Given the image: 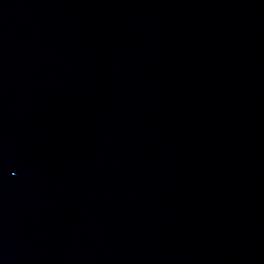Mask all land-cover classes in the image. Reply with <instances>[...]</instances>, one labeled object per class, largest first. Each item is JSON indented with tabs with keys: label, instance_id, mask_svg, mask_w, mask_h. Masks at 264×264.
I'll return each mask as SVG.
<instances>
[{
	"label": "water",
	"instance_id": "obj_1",
	"mask_svg": "<svg viewBox=\"0 0 264 264\" xmlns=\"http://www.w3.org/2000/svg\"><path fill=\"white\" fill-rule=\"evenodd\" d=\"M0 264H264V0H0Z\"/></svg>",
	"mask_w": 264,
	"mask_h": 264
}]
</instances>
